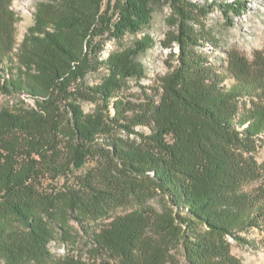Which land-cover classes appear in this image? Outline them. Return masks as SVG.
I'll return each mask as SVG.
<instances>
[{"label":"trees","instance_id":"obj_1","mask_svg":"<svg viewBox=\"0 0 264 264\" xmlns=\"http://www.w3.org/2000/svg\"><path fill=\"white\" fill-rule=\"evenodd\" d=\"M12 1L0 0V92L36 108L0 111V264H173L180 247L190 264H241L226 236L264 229V185L246 189L264 172L252 156L264 135V59L231 52L222 73L197 53L190 23L214 7L240 15L241 1L46 0L18 55ZM160 5L176 19L179 65L160 94L125 102L118 94L143 76L136 58L150 37L98 54L143 30ZM101 66L106 76L87 85ZM155 196L161 211L146 204ZM71 222L87 236L83 253ZM51 242H67V253L55 257Z\"/></svg>","mask_w":264,"mask_h":264},{"label":"rangeland","instance_id":"obj_2","mask_svg":"<svg viewBox=\"0 0 264 264\" xmlns=\"http://www.w3.org/2000/svg\"><path fill=\"white\" fill-rule=\"evenodd\" d=\"M106 1L104 0V2ZM193 1L201 4L212 3L213 1L228 3L241 1L244 7L240 15L214 7L206 16L200 17V15H197L196 20L190 22L200 41L196 51L203 55L208 63L215 65L222 73H225L231 52L239 53L251 63H257L259 61L257 57L264 59V0ZM44 2L46 0L12 1L10 9L15 13L12 55L19 54L25 37L35 24L38 7ZM175 20L170 7L160 5L155 8L150 23L140 32L133 35L126 34L121 40L111 39L105 41L102 51L98 54L99 61L106 60L111 53L121 52L132 47L136 41L144 42L143 39L147 36L151 39L150 47L136 58V61L142 66L143 76L140 79H127L124 89L118 94V97L123 98L125 102L138 103L145 97L160 94V79L179 65L180 46L178 43L172 42L175 34H177ZM169 43H171L170 46ZM106 74L105 67L101 66L97 70L89 72L84 81L89 86L97 85ZM232 82L233 80L228 78L224 83L229 86ZM78 103L86 114L94 112L97 106V103L86 100H79ZM244 104L245 102H241V105ZM112 106L113 102L110 104V114L114 116L115 110ZM34 108H36L35 101L30 97L0 92V111L4 109L18 111ZM136 129L148 132L145 127H137ZM118 133L120 136L126 137L124 132ZM130 138L135 139V136L131 135ZM256 145L252 156L259 166H263L264 135L257 138ZM260 185H264V172L257 181L247 186L246 189L249 190ZM134 203L131 204L134 205ZM165 203V200L160 196H155L146 202L155 211H161ZM131 210V205L120 207L114 215H123ZM71 225L75 238L74 247L83 253L88 249L87 236L81 233L73 222H71ZM237 236L245 241L235 240L231 236L225 238L229 244L230 255L241 264H264V229H251L248 233H239ZM68 245L67 242H51L49 250L55 257H62L67 253ZM169 255L170 263L190 264L183 254L182 247L171 249Z\"/></svg>","mask_w":264,"mask_h":264}]
</instances>
